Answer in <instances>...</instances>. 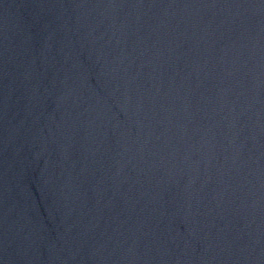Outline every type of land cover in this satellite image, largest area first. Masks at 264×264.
Segmentation results:
<instances>
[{
  "label": "water",
  "instance_id": "1",
  "mask_svg": "<svg viewBox=\"0 0 264 264\" xmlns=\"http://www.w3.org/2000/svg\"><path fill=\"white\" fill-rule=\"evenodd\" d=\"M0 264H264V0H0Z\"/></svg>",
  "mask_w": 264,
  "mask_h": 264
}]
</instances>
